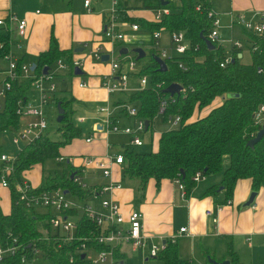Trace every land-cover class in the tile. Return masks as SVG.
Here are the masks:
<instances>
[{"label":"trees","instance_id":"obj_1","mask_svg":"<svg viewBox=\"0 0 264 264\" xmlns=\"http://www.w3.org/2000/svg\"><path fill=\"white\" fill-rule=\"evenodd\" d=\"M166 1L167 5L161 6V0H140L137 7V10L143 11L168 8L170 14L158 22L128 16L126 11L135 7L130 6L128 1L120 3V20L138 24L151 34L161 28L167 34L181 31L188 42L185 56L164 60L165 72H159L152 58L156 56L154 50H145L147 61L146 57L137 61L139 76L148 79L145 89L129 94L128 103L136 105L137 118L148 122V131L157 116L159 98L167 96L163 90L171 84H178L182 89L176 96V104L169 105L162 118L167 121L169 117L178 115L181 122L179 127L160 134L156 151L140 153L127 147L122 154V177L139 179L143 186L149 179H154L156 185L163 179L179 181L184 186L185 195H188L197 185L193 180L196 173L204 178L220 176L219 182L210 185L204 195L214 194L221 189L224 203L233 197L239 180H249L251 191L258 193L264 186V136L252 148L247 146V142L261 129L257 112L264 107V37L246 33L247 42L252 46L249 48L250 62L245 64L238 58L241 50H227L216 41L212 42L214 49L209 50L202 40L209 39L213 29L212 20L207 16L211 10L209 0ZM198 6L199 9H196ZM11 44L10 32L0 28V59L10 52ZM252 47H258L259 51L253 52ZM228 54L231 60L221 67ZM58 60L71 65L74 59L72 53L60 51L57 42L52 39L49 49L40 54L34 74H40L44 68L51 70ZM69 75L74 76V73L69 72ZM31 82H15L6 92L0 108L1 133H11L20 128L17 102L28 99ZM216 100H219L217 105L204 110ZM51 102L56 105L60 103L65 111L58 129L62 141H53L43 135L23 146L16 154L13 171L7 177L10 199L8 213L3 212L0 204V245H16L19 249L14 256L4 258L1 264H32L40 255L42 261L48 264H91L79 252L87 229L95 230L91 224L83 220L81 226L84 230L78 232L76 240L63 243L51 235L48 216H35L18 202L16 185L22 183L25 175L48 160L62 157L60 149L81 135L80 126L72 120V100L53 98ZM261 118L264 119V114ZM2 168L3 165H0V177ZM57 188L81 198L88 196L87 191L73 184L64 174L61 178H42L38 186L40 191ZM93 248L100 250L102 246L94 244ZM227 255L229 264H241L230 244ZM22 256H25L24 263H21ZM70 257L73 258L71 263ZM156 259L161 264H190V261L178 255L176 242L170 240H165V249Z\"/></svg>","mask_w":264,"mask_h":264},{"label":"crops","instance_id":"obj_2","mask_svg":"<svg viewBox=\"0 0 264 264\" xmlns=\"http://www.w3.org/2000/svg\"><path fill=\"white\" fill-rule=\"evenodd\" d=\"M85 1L0 0V20L4 23L0 28H5L10 32L12 40L10 52L14 60L23 65L30 67L36 65L40 54L49 49L52 39L57 42L60 51L70 52L73 59L81 61L80 75L71 76L69 72H63L58 73L54 79L55 98L72 100L73 103L70 107L74 111L73 118L78 110L88 112L89 102L104 103L105 107L110 108L113 120L121 125V128L130 127L122 119L132 122L134 120L126 116L119 106V97L125 94L109 96L101 87L102 80L110 74V65L97 62L91 57L94 48L103 47V52H106L111 47L103 38L111 0H89L91 12H88L84 7ZM129 5L135 8L126 11L128 16L152 19V15H139L137 7L140 6V1ZM210 8L220 20L218 37L222 42L225 41V48L230 50V44L227 41L237 40L248 51L246 32L233 21L236 16L240 15L246 20L253 21L256 14L264 12V0H210ZM10 17H14L17 21H26V32L23 37L18 36L16 23L9 22ZM164 33L163 31L162 35ZM160 45L164 48V44L160 43ZM143 46L147 48L145 45ZM76 49H82V51L75 53ZM239 57L242 61L243 49ZM7 67L6 60L0 59V81L4 77ZM54 69L55 65L51 71ZM69 80L70 84L68 85ZM132 80L135 84L136 80ZM82 83L85 84V87L80 88L79 85ZM58 84L59 97L57 95ZM131 85L134 88L133 84ZM27 98L36 101V90L34 89L32 92L29 90ZM110 98H113L111 106L109 105ZM99 109L90 113L88 117L79 116L84 120L81 124H76V122L75 124L82 126L87 120L93 123V131L103 134L105 156L107 153H112L114 146L118 144H110L107 140L108 135L101 132L102 114L99 113ZM24 120L21 119V123ZM152 128L151 124L147 133L152 131ZM127 138L129 140V137ZM92 141L85 142V144H91ZM120 145L124 147L123 143ZM156 149L157 142L153 151ZM112 168L115 174L114 178L121 184V188L113 193V199L119 204L124 218H128L132 211L142 214V233L147 237L149 245L163 243L165 240L176 242L178 255L182 259L190 261V264H194L196 253H201L204 257L202 259L206 260L207 264H209V257L217 262L229 261L228 244L232 246L240 260L243 247L240 240L242 239L251 248L252 238L262 237L264 245V186L257 193L250 209H244L242 206L252 192L251 182L246 179L239 180L235 185L230 205L224 206L220 212H216L217 206L224 204L223 191L219 189L210 195H204V193L210 185L219 182L220 176L206 177L197 183L185 198H181V192L173 180L163 179L159 185H156L154 179H149L143 186L139 179L128 177L123 179L119 175L121 166L114 165ZM105 182V179L98 176L92 184L102 185ZM7 192L8 204H10L9 191L7 190ZM91 204L98 207L96 201H91ZM8 211L9 207L7 211L3 212L8 213ZM207 212H211L212 215L207 216ZM214 219L217 221L216 223H213ZM181 228H185L187 232L179 235ZM243 252H245V248ZM137 253L141 258L140 253Z\"/></svg>","mask_w":264,"mask_h":264},{"label":"built area","instance_id":"obj_3","mask_svg":"<svg viewBox=\"0 0 264 264\" xmlns=\"http://www.w3.org/2000/svg\"><path fill=\"white\" fill-rule=\"evenodd\" d=\"M121 1H128L130 4L140 0H111V8L105 21L103 33L105 42L109 43L111 47L106 52H103V47H96L92 50L91 54L95 61L101 63L103 55L109 56L107 63L110 65V74L101 82V87L109 96L137 92L145 89L148 85L147 77L139 76L140 66L134 54L128 52L125 55H120L119 50L122 48H144L143 45H145L148 50H154L156 56L163 61L185 56L188 48V42L181 31H172L168 33L170 46L167 48L173 52L171 55L160 45L162 33L164 31L163 28L151 34L142 29L138 24L120 20ZM89 4L90 1L86 0L84 2V7L88 12H91ZM196 9H199V6ZM153 12L152 19L155 22L162 20L165 16L170 14V10L164 7L154 10ZM207 16L212 20L213 26L208 40L211 42L216 41L225 48V41L222 42L218 37L220 20L212 10L208 12ZM8 20L11 23H16V32L18 36L23 37L26 32V21H17L14 17H10ZM233 22L250 35L264 37V12L256 14L253 21L246 20L240 15L236 16ZM3 25V21L0 20V26ZM227 43L230 44V49H244L243 44L237 40H229ZM246 45L249 51L252 45L248 42ZM251 50L253 52H258L259 48L252 47ZM145 52L147 54V51ZM228 55L225 62L221 64V67L231 60L230 54ZM3 59L6 60L8 67L4 71L3 79L0 81L1 102L5 98L6 92L11 90L15 82L31 80V87H33L37 93L36 101L19 99L17 102L16 114L20 119H29L27 122H22L18 130L11 132L13 134V145L18 151H21L23 146L35 141L43 135H47L45 132L47 123L44 119L43 108L55 98V77L58 73H74L75 68L81 69L82 63L80 60L74 59L72 64L69 65L62 60H58L55 63L54 71L49 70L47 74L41 72L35 75L30 66L23 65L14 60L11 52L5 55ZM179 67L182 68L181 65H179ZM132 79L136 80V86L134 88L130 85ZM79 87L83 88L85 84L82 83ZM176 98V96L170 97L169 95L160 97L157 115H162L169 105L176 104ZM121 107L125 110L126 116L135 120L134 126L120 128L118 123L113 120L110 108L105 107L99 109V113L102 114L101 132L105 135L122 132L129 137L128 147H141L143 142L140 135L147 132L145 122L137 118V109L135 107H128L125 105ZM263 114L264 107H260L257 112V122L261 126L264 124V119L261 118ZM83 120V118H77L75 122L76 124H81ZM167 122L171 129H174L179 127L181 118L175 115L169 117ZM91 141L92 137L85 139L86 143H90ZM15 161L16 155L11 156L4 152L0 153V165H3L1 170L2 175L0 177L1 188H8L7 177H9L10 173L13 171V164ZM55 161L61 164L65 161V158L60 157L55 159ZM67 165L68 179L80 189L88 192L86 198H81L72 192L70 193L68 190L60 188L40 191L38 190V186L32 187L30 183L24 179L21 184L16 185L18 202L23 204L24 207L35 216H48L51 235L56 236V238L63 243H70L76 240L78 232L84 230L81 226L83 220L91 224L95 230L87 229V232L81 239V250L79 251L84 254V257L91 264H124V259L127 255L126 251L123 249L125 246L129 248L130 253L139 252L143 262L157 260L156 258H158L160 252L165 249V242L149 245L146 240L147 237L142 233V214L138 211H132L128 218H124L120 211L119 204L113 199V193L121 188V184L114 178L115 174L112 166L117 165L122 167L119 171V175L122 177V173L124 172L123 155L107 153L104 157L89 156L79 157V159L68 158ZM71 175L73 176L72 179H70ZM98 176L105 179L106 182L102 185L92 184ZM204 179L205 178L200 173H196L193 178L195 183H199ZM84 180H88L90 184H86ZM175 182L181 192V198H185L184 186L179 181ZM91 201H96L98 207L93 206ZM230 203L231 201L229 200L217 206L216 212H220L224 206L230 205ZM206 215L211 216L212 213L207 212ZM216 222L217 221L214 219L213 223ZM186 232L185 228H181L179 230V235ZM13 243L15 244L16 241L14 240ZM94 244L102 246V249H94ZM18 249L19 246L16 245L8 247L0 245V261L7 256H14ZM91 251L95 254L94 258L88 255ZM122 256L124 258H122ZM24 261L25 256H22L21 263H24ZM72 261L73 258L70 257L69 262L71 263Z\"/></svg>","mask_w":264,"mask_h":264},{"label":"rangeland","instance_id":"obj_4","mask_svg":"<svg viewBox=\"0 0 264 264\" xmlns=\"http://www.w3.org/2000/svg\"><path fill=\"white\" fill-rule=\"evenodd\" d=\"M140 14H145L148 16H151L154 12L153 11H137ZM144 15V16H145ZM138 16V15H136ZM161 44H164V49L167 50L168 53H170L171 55L173 54V52L168 49L167 47L170 46L169 44V38H168V34L164 33L161 37ZM227 47V46H226ZM133 48L129 47V53H131V50ZM147 50V48H143ZM86 53V52H85ZM92 57V56H91ZM116 57V56H115ZM147 57L145 58V61H147ZM243 63L247 64L250 62V55L248 53V51L246 49H243ZM134 81L132 80L130 85L133 84V87L136 86V84L133 83ZM70 84V80L68 82V85ZM34 89L31 88L30 92H32ZM59 84H58V90H57V95L59 97ZM129 94L125 93L124 96L119 97L120 101H119V106L122 110L123 105L128 106V107H135L136 105H131L128 103L129 100ZM113 98H110V102L109 105L111 106V100ZM1 103V100H0ZM219 103V100H216L215 102H213L208 108L204 109L205 111L209 108H211V106L217 105ZM106 104L104 103H92L89 102L88 104V112H83L78 110L76 112V115L73 118V121L75 122V120L77 118H80L79 116H83V117H88L90 113H94L96 112L100 107H105ZM204 111V112H205ZM43 113H44V119L45 122L47 123V129H46V134L47 136L53 140V141H62V137L61 134L59 132V128L61 126L60 123H57V106L56 104L50 102L48 105L44 106L43 108ZM27 119H25L24 121H26ZM123 122H125L127 125H130V127L134 126L135 120L134 122L132 121H128L127 119H122ZM23 121V122H24ZM127 121V122H126ZM93 123L89 120L86 121V123H84L82 126H80L81 128V135L79 138L72 140L69 144L64 145L60 151L59 154L60 156H62L63 158H65V161L61 164H58L55 159L52 160H48L46 162H44V164L42 166H36L34 167V169H32L28 174L25 175V179L28 181V183H30V185L32 187H35L36 185H40L42 178H46L47 176H51V177H62L63 174L65 176L68 175V165H67V159L69 158H77L79 159V157H102L104 156L105 153V140L103 138V134L101 133H96L95 131H93L92 129ZM119 127L121 128V125H119ZM152 131H149L148 133H144L140 135V138L143 142V145L141 147H128L129 143H128V136H124L121 133L118 134H113V133H109L107 140L110 144H118L115 145L112 153L115 154H123L124 150L127 149V147L129 149L134 150L135 152H140V153H148L151 152L155 149V145L158 139V135L168 129H170V125L168 124L167 121H165L162 118V115L159 114L154 118V121L152 123ZM12 137L13 134L12 133H1L0 132V148H1V152L7 153L11 156H15L19 151L18 149L13 145L12 143ZM92 137V143L91 144H85V139ZM101 137V138H100ZM119 142V143H118ZM120 143L124 144V147H122L120 145ZM225 165L227 164V162H224ZM124 179V178H123ZM84 182L86 184H90V182L88 180H84ZM7 190L5 188H1L0 187V204L2 207L3 211H7L9 204H8V197H7ZM251 207V206H250ZM250 207H248L250 209ZM248 208H244V209H248ZM243 243V247L242 249V254H241V258H240V263L241 264H264V245H263V238L262 237H253L252 238V242H251V248H249L247 246V243L245 242L244 239L240 240V244ZM245 248V252H243ZM124 250L126 251L127 255L124 259V264H161L158 261H148V262H143L142 259L138 256V253H130L129 252V248L125 247ZM88 255L91 258L95 257V254L91 251L88 253ZM41 256V255H40ZM38 257L32 264H48L44 261H42L41 257ZM198 257V258H197ZM204 258L203 255L201 253H196V256H194V264H207L206 260L202 259ZM200 259V260H199ZM212 259V258H211ZM203 260V261H202ZM1 264V261H0Z\"/></svg>","mask_w":264,"mask_h":264},{"label":"water","instance_id":"obj_5","mask_svg":"<svg viewBox=\"0 0 264 264\" xmlns=\"http://www.w3.org/2000/svg\"><path fill=\"white\" fill-rule=\"evenodd\" d=\"M167 1L166 0H161V6H165L167 5ZM202 40L205 42L207 48L209 50H212L214 49V46L212 44V42L208 39H203ZM82 51V49H76L75 50V53H80ZM129 52V50L127 48H122L121 50H119V54L120 55H125ZM131 53L136 55V60L139 61L141 59H144L146 57V52L144 51V49H142L141 47H134L132 50H131ZM153 60L155 61V63L158 65V70L159 72H165L166 71V63L159 57L157 56H154L152 57ZM240 58V57H239ZM109 60V56L108 55H103L102 56V63H107ZM35 67L36 65H32L31 66V70L34 71L35 70ZM49 71L48 68H44L43 69V74H47V72ZM81 74V71L79 68H75L74 69V75H80ZM181 86L178 85V84H171L170 86L166 87L164 90H163V94L164 95H169L170 97H173V96H179L180 92H181ZM64 109L61 107V104L58 103L57 104V123H61L63 118H64ZM145 128L147 130L148 128V122H145ZM264 136V124L261 126V129L257 132L256 136L251 139L250 141L247 142V146L248 147H253L255 144H257L261 138ZM72 175L70 176V179H72ZM221 190V189H220ZM257 196V193L255 192H251L247 201L243 204L242 208H248L250 206L253 205L254 201H255V198ZM84 256H82L83 258ZM208 263L209 264H229V261H222V262H217L213 259H211L210 257L208 258Z\"/></svg>","mask_w":264,"mask_h":264}]
</instances>
